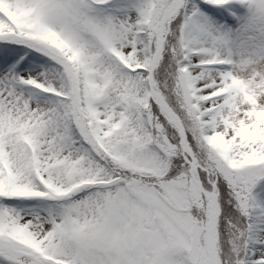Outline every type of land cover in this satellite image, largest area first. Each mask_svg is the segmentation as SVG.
Segmentation results:
<instances>
[{"label": "snow or ice", "instance_id": "6c2138e0", "mask_svg": "<svg viewBox=\"0 0 264 264\" xmlns=\"http://www.w3.org/2000/svg\"><path fill=\"white\" fill-rule=\"evenodd\" d=\"M0 264H264V0H0Z\"/></svg>", "mask_w": 264, "mask_h": 264}]
</instances>
